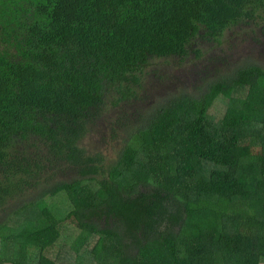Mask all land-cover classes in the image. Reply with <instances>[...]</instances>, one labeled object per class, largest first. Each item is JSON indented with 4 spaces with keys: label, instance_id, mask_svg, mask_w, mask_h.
<instances>
[{
    "label": "trees",
    "instance_id": "trees-1",
    "mask_svg": "<svg viewBox=\"0 0 264 264\" xmlns=\"http://www.w3.org/2000/svg\"><path fill=\"white\" fill-rule=\"evenodd\" d=\"M256 29L264 0H0V264L263 263Z\"/></svg>",
    "mask_w": 264,
    "mask_h": 264
},
{
    "label": "rangeland",
    "instance_id": "rangeland-1",
    "mask_svg": "<svg viewBox=\"0 0 264 264\" xmlns=\"http://www.w3.org/2000/svg\"><path fill=\"white\" fill-rule=\"evenodd\" d=\"M253 31H257L260 34L257 32H253ZM253 31L252 30L251 31H242V32L237 31V35H238L237 39H235L234 36H231L228 40H229V43L232 44L233 46H235L237 44V47H236L235 53H234L236 58H238L240 60L247 59V57L249 56L248 50L255 48L253 51V55H255V56H253L252 59H255V61H254L255 63L264 65V33H261V31H262L261 29H256ZM257 36H259V38H260V41H258V42L254 40V38ZM243 38H244V43L242 42ZM225 47H227L228 50L231 49L230 45L228 43L225 45ZM236 62L234 64H236ZM192 69L194 70V72L196 71V68L193 66V63L188 64L186 67L185 73L191 74L190 71ZM181 71H179L178 73H180ZM185 77L188 78L187 74H185ZM195 77H196V74H195ZM195 86H196L195 78H192V80H189V78H188L186 80L184 88L185 89L189 88V89L193 90V88ZM219 108H221V107H219ZM99 129H100V131L102 130L105 134L107 133L105 126H102V127L100 126ZM94 141H95V139H87L85 141V144L89 150H92V151L100 150V152H103V153L107 154L108 156L114 155L112 145H110L109 147H104V148L98 149L96 147V145H92V142H94ZM119 146L120 145H115V150L119 149ZM62 259H65V257H62Z\"/></svg>",
    "mask_w": 264,
    "mask_h": 264
},
{
    "label": "crops",
    "instance_id": "crops-1",
    "mask_svg": "<svg viewBox=\"0 0 264 264\" xmlns=\"http://www.w3.org/2000/svg\"><path fill=\"white\" fill-rule=\"evenodd\" d=\"M261 264H264V262H263V263H261Z\"/></svg>",
    "mask_w": 264,
    "mask_h": 264
}]
</instances>
